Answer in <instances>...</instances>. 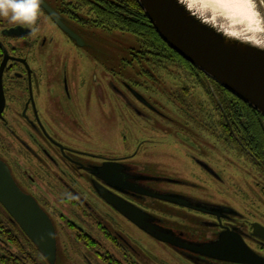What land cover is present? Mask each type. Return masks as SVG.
<instances>
[{"label":"rangeland","instance_id":"obj_1","mask_svg":"<svg viewBox=\"0 0 264 264\" xmlns=\"http://www.w3.org/2000/svg\"><path fill=\"white\" fill-rule=\"evenodd\" d=\"M49 1L55 6L62 2ZM98 7V4L89 1V33L84 38L89 48L74 49L71 39L53 25L48 16H41L34 25H27L34 28L30 43L40 44L47 39L46 49L34 47L36 50L31 52L30 59H35L34 67L40 70L41 81L48 82L42 87L40 96L37 95V100L41 121L51 135L64 146L77 151L111 158L136 154L131 163L139 166L137 168L141 172L167 179L151 184L154 187L195 192L224 200L240 212L242 219L239 220L248 232L252 223L264 224V168L228 141L223 125L216 123L217 115L192 78L197 76L196 72H188L180 61L169 62L161 58L158 49H153L152 44L147 46L127 28L130 23H126V27H118L116 12L101 11ZM126 17L129 19V16ZM11 25L15 23L0 17V39L3 42L8 41L2 34L3 27ZM65 73L73 94L72 100L65 97L64 90L62 92L56 83ZM125 83L133 85L152 107L140 101H135V109L130 107L124 98L125 95L130 96ZM184 106L187 110L182 109ZM61 108L65 109L64 112ZM17 116L21 117L18 113ZM9 117L13 119L10 122L14 126V134L35 151L34 154L29 152L25 143L22 145L14 141L6 131L0 133L3 158H7L10 151L15 153L11 160L7 159V163L16 182L35 196L51 216L54 213L58 215L56 211H62L65 218L61 216L58 219L64 222L71 219L77 227L66 221L69 226H62V234L58 232L57 264H88L91 251L97 254L96 245L89 243L86 235L91 223L78 219L77 212L71 210L72 205L65 198L71 193L59 188L62 181H71L76 191L72 195L80 194L95 203L90 186L91 176L89 180L81 176L76 167L73 174L61 160H58L59 165H55L45 157L36 158L34 155L41 156V153L32 141V134L56 157L60 150L25 119L13 115ZM5 150H8L7 153ZM89 162L99 163L100 160L89 157ZM200 162L209 164L220 178L210 176ZM57 178H60V184L55 182ZM198 188L201 189L195 191ZM145 205L151 207L150 210L164 224L196 239L210 238L217 231L204 223L212 220L209 217L159 201H149ZM0 215L9 218L3 206H0ZM52 219L56 226L60 225L59 220ZM124 225L128 228L126 232H131L139 243L132 244L136 252L124 250L126 253L121 259L125 263L122 264H190L164 244L139 233L126 222ZM252 244L264 255L262 245ZM34 247V257L43 263L42 254ZM108 248L114 251L111 243ZM93 257L95 262L100 263L99 256Z\"/></svg>","mask_w":264,"mask_h":264},{"label":"flooded vegetation","instance_id":"obj_2","mask_svg":"<svg viewBox=\"0 0 264 264\" xmlns=\"http://www.w3.org/2000/svg\"><path fill=\"white\" fill-rule=\"evenodd\" d=\"M43 1L54 12H56L60 20L62 21L63 25H65L67 29H69L70 31H72L73 33H75L77 36L80 37V40L82 43H78L77 40L73 39L67 32H65L63 28L59 24H57L56 21L51 17V15L48 13L46 8L43 7V5H41V11H40V15L38 16V18L41 16H45V17L48 16L52 24L55 25L65 36L71 39L70 40L68 38L71 42L70 44L74 46L73 47L74 49H76L75 47H79V48L88 47L89 48L87 41H85L84 39L86 35L89 33V0H62L59 6L53 5L49 0H43ZM90 1L92 3L99 5V3L94 0H90ZM18 27L24 28L26 31H29V33L27 35H24L22 34L23 33L22 32L20 36H10L8 34L10 30L18 28ZM33 29L30 26H27V25L21 26L18 24L11 25L8 27H3L2 34L5 38L8 39V41L3 42V40L0 39V68L6 57L8 58V61H7V64L5 66V70L3 73V89H4L5 99H6V105H5V109L3 113V118L0 119V133L2 131H6L10 136H12L14 141H18L22 145L26 144L24 141L19 140V137L14 134V126L10 122V120H13V119H10L9 115L18 117L17 116V113H18L21 115V117H18V118L25 119L27 123L35 131H37L42 136H44L46 140H48L53 146L57 147V149L60 150L58 157H56L51 152V150L49 151L44 146V144H41L40 142H38L36 138H34V135L32 134L33 136L32 141L36 143V146L41 153V156L39 154L34 155L36 158L40 160L42 159L41 157H45L47 160L54 163L55 165H59L58 160H61L65 162L66 165L69 166L72 172L73 171L76 172L74 170V167H76L80 171L81 176H85L88 180H89V175L91 176L90 186H92L91 192H93V197H94V200L96 201L95 203L90 200L85 199L80 194L72 195V193L73 192L76 193V191H75V188H73L74 185L73 183H71V181H67V182L62 181L63 183L59 188L63 192L71 193L69 196L65 198H66V201H68V204L70 203L72 205L71 210L73 211L74 209L77 212L78 219L81 218L80 221L83 219L84 221L91 223V227H89V233L86 232V235L89 237V243L96 245L95 251L97 252L98 255L94 254L93 251H91L89 259H87L88 264H122V263H125V261L121 259V257H123V254L126 253L124 252L125 249L130 250V251L133 250V252H136V248L133 247L132 244H136L139 242L136 241L135 237H133L130 234L131 232L130 233L126 232V229L128 228H126V225H124L125 222L128 223L130 226H132L134 229L136 228L139 233H142L148 238H152L156 242L164 244L168 248L172 249L173 251H175L176 254L186 259L190 264H214V263L215 264H221V263L237 264V263H232V262H227V261H221V260L214 259V258L207 257V256H202V255L190 252L188 250L177 249L167 243H163L153 238L149 234L142 231L139 227H137L130 220H128L114 206L106 202L98 194L97 190L95 189L94 187L95 181H98L99 183L106 186L111 192H113L117 196L131 202L132 204L144 210L145 212L152 214L153 216L157 218V223L160 226L173 230L174 232H176L178 235H180L184 240H187L188 242L202 243V244L211 243L213 241H217L220 238V236L224 233H235V234L240 235L245 241V243L255 253H257L258 255L264 258V255L260 254L258 250H255L252 244L256 242L264 247V240L257 237L254 234V225L260 224L264 227V224L259 223V222L252 223L250 231L248 232L243 226L244 223H242L239 220V219H242V216L234 205L227 203L224 200L215 199L211 196L209 197V196H205L202 194L197 195V193L195 192L189 193L184 190L182 191L164 190L161 188L154 187L151 184L161 183L163 181L165 182L167 179L146 173L144 171L141 172L138 169L139 166L137 165L135 166L131 163V161L134 160V156L136 154L131 155L129 157L111 158L107 156L91 154L89 152L77 151L75 149H71L69 147L64 146L63 143L59 142L58 140L56 141V139L51 135L49 128L47 129L43 121H41L40 111L38 108L39 103L37 100V95L39 94L40 96V93L42 92V87L48 85V82L43 83L41 81V78H40L41 74L39 72L40 70L34 67V62L36 61L35 59L34 60L30 59V57L32 56L31 52L36 50V48L34 47L38 46L43 50L46 49V47L48 46L47 39L46 38L43 39L42 43L40 44L30 43V41L32 40L31 37L34 35ZM9 40H13V42ZM27 40L29 42L26 43ZM76 50H79V49H76ZM32 62H33V65H32ZM187 71L188 72L190 71L188 67H187ZM196 75L198 77L193 76L192 78L195 79L199 88H201L207 100L209 101L208 104H210L215 114L217 115L216 123L219 126H221V124L223 125L224 132H225L224 134L226 135L228 141L232 144V146H237L241 151L245 152L247 156H249L256 165L261 167L263 165V161L261 158L258 157L259 155H257L259 154V147L257 146V148H255L252 145L251 148H249L247 146L248 141L247 140L243 141L237 136V134L233 130V125H231V122L229 121L228 116L225 115V113L220 111V108H219L220 107V97L218 96V92L221 94V89L219 85L213 82L211 79H209L206 76H203L199 73H196ZM38 77H39V80H38ZM56 83L61 87L62 92L64 90L65 97L68 100H72L73 94L70 91L69 80L67 78L66 73L64 74L63 78L57 79ZM125 85L128 89V94L130 96L126 97L125 95L124 98L126 99L127 103L130 105V107L135 109L136 107L135 101H140V103H142L143 105L152 107L151 104L147 101V99L140 92H138L133 87V85H130L129 83H125ZM53 90H55V88H53ZM231 103L234 104V101L231 100ZM62 108L61 110L62 112H64L65 109H62ZM182 109L187 110L186 106H184V108ZM156 111L160 113L161 116H164L167 119L171 120L167 115L163 114L162 112H159V110H156ZM249 118H252V116L250 115ZM228 129L230 130V132H228ZM10 136H9V139L12 140ZM2 142L4 143V141ZM26 146L28 147L27 149L29 152L33 154L35 153V151L31 150V148L27 144ZM1 150L3 149L0 145V151ZM253 150L256 151V153ZM7 151L8 150H5L6 153ZM260 151H261L260 154L264 153L262 150ZM13 154L15 153L11 151L8 152V157L4 159L0 152V159L4 160L7 163V159L11 160L14 157ZM89 157L91 159L100 160V162L99 163L89 162ZM123 158H126V159H123ZM108 161H116L118 163L124 164L126 166V171H125L126 174L131 177L139 175L142 177L150 178V179L142 178V179H136V180L128 178L126 179L128 182L130 183L134 182L135 185L145 186V187L151 188L158 192L175 193V194H179L182 196H186L188 198H191L194 201H197L195 204L198 206H201L203 210H196L193 208H189L187 206H181V205H177V204L167 202L161 199L148 197L140 193H137L135 191H132L126 186L123 188V191H118L114 188L108 187L107 185H105V183H103L101 180L95 177L91 171V169L95 168V166H101L104 163H107ZM200 165L203 168V170H205L210 176H213L216 179L220 178L218 173H216V171L209 164L200 162ZM84 173L86 175H84ZM127 175H124V176L127 177ZM152 177L159 178L160 180L154 181L151 179ZM70 178L72 180L74 179L71 176ZM32 180H33V177H32ZM55 182L57 184H60L61 182L60 178L55 179ZM123 185H126V184H123ZM199 189L201 188H198L195 191ZM52 190L54 191V189ZM25 192L30 194L28 191H25ZM149 201L163 202L170 206H173L176 208L178 207L179 209L188 210L189 212H195L199 215H202L203 217H209L212 220L204 221V223H206L208 227H212L216 229L217 231L214 233L212 237L207 238V239H196L194 238V236H189L187 233L183 231L177 230L173 227H170L164 224L163 220L159 218L158 216H156L150 210L151 207L149 206L147 207L145 205V203ZM41 207L49 214L51 219L54 218V219L59 220L58 224L60 225L56 226L54 223V220L52 219L55 225V228H56L57 241H58V236H59L58 232L62 234L61 232L62 226H65V227L69 226L66 224V221H71L72 226L74 228L76 227L74 221H72L71 219L65 220V222L61 218L58 219V217H61V216L62 218L64 217V214L62 213V211H56L59 214L56 215L54 213V216H51V214L47 211V209L44 206L41 205ZM94 229H97L98 231ZM123 230L125 231V233L123 232ZM130 240H132L133 242H131ZM109 243H111V245L113 246L114 251L108 248ZM131 246L133 247V249H131ZM93 255L99 256L100 263L98 261L97 262L94 261L95 258L93 257ZM128 260L130 261V259Z\"/></svg>","mask_w":264,"mask_h":264},{"label":"water","instance_id":"obj_3","mask_svg":"<svg viewBox=\"0 0 264 264\" xmlns=\"http://www.w3.org/2000/svg\"><path fill=\"white\" fill-rule=\"evenodd\" d=\"M138 1L161 39L171 49L227 91L250 105L264 118V51L210 31L190 17L185 12L184 6L176 0ZM41 5L65 32L78 43H82L80 37L67 29L56 12L43 0ZM21 33L27 35L29 31L18 27L8 32L10 36H20ZM7 61L6 57L0 68V119L3 118L6 105L3 73ZM91 171L105 185L118 191H123L126 186L148 197L203 210L201 206L195 204L197 201L186 196L158 192L145 186L135 185L134 182H128L126 180L128 178L134 180L150 178L127 175L126 166L122 163L108 161L101 166H95ZM151 179L160 180L153 177ZM94 187L106 202L114 206L128 220L163 243L221 261L237 264H264V258L255 253L238 234L224 233L217 241L211 243H191L173 230L160 226L155 216L117 196L98 181L94 182ZM0 204L46 260L50 264H57V233L51 217L33 195L22 190L14 179L9 165L2 159H0ZM254 234L264 240V227L255 224Z\"/></svg>","mask_w":264,"mask_h":264},{"label":"trees","instance_id":"obj_4","mask_svg":"<svg viewBox=\"0 0 264 264\" xmlns=\"http://www.w3.org/2000/svg\"><path fill=\"white\" fill-rule=\"evenodd\" d=\"M94 1H99L100 7H98V10L116 12L118 27H126V23H130L127 25V28H129L142 42H146L147 46L152 44L153 46H150L153 49H158L161 58H165L169 62L180 61V63L188 67L190 71L208 77L198 68L182 58L161 39L155 27L147 18L138 0ZM126 16H129V19ZM152 48H150V50H152ZM208 78L211 79L210 77ZM211 80L215 82L213 79ZM215 83L218 84L217 82ZM218 85L221 89V94L217 90L218 96L220 97V111L228 116L237 136L243 141H248L247 146L249 148H251L252 145L255 148H257V146L259 147V154L257 155L262 159L263 165L261 167L264 168V153L260 154V150L264 152L263 116L250 105L227 91L220 84ZM231 100L234 101V104L231 103ZM250 115L252 118H249ZM228 132H230L229 129ZM254 152L256 153V151ZM0 206L2 205L0 204ZM6 213L9 218H4L0 215V264H49L42 256L43 263L38 258L34 257L33 253L35 247L33 242L26 236L20 226L12 220V217H10L7 211ZM7 220L9 221L6 222Z\"/></svg>","mask_w":264,"mask_h":264},{"label":"clouds","instance_id":"obj_5","mask_svg":"<svg viewBox=\"0 0 264 264\" xmlns=\"http://www.w3.org/2000/svg\"><path fill=\"white\" fill-rule=\"evenodd\" d=\"M210 31L264 51V0H176ZM41 0H0V17L34 25Z\"/></svg>","mask_w":264,"mask_h":264}]
</instances>
